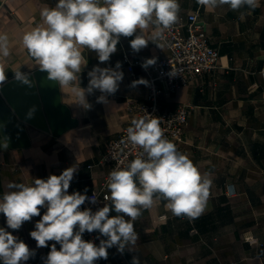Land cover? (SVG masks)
Instances as JSON below:
<instances>
[{
	"label": "crops",
	"instance_id": "1",
	"mask_svg": "<svg viewBox=\"0 0 264 264\" xmlns=\"http://www.w3.org/2000/svg\"><path fill=\"white\" fill-rule=\"evenodd\" d=\"M57 2L0 0V34L8 36L10 52L8 57L0 56V65L7 80L17 70L28 73L38 68L23 47L22 36L42 25L41 10L54 7ZM178 2L179 18L198 14L209 44L219 51V66L190 84L163 94L160 105L163 111L187 106L189 115L181 145L200 172L210 174L213 181L210 196L203 213L194 219L174 216L165 207V201L156 200L134 222L138 239L130 246L131 251L121 254L112 247L108 249V258L95 264H131L133 256L139 264H264V0H259V6L253 10L245 7L239 11L227 5L208 9L197 0ZM138 31L150 41L139 53L130 47L129 41L134 36H121L117 51L105 63H100L89 49L81 50L87 65L77 74L80 80L67 87L60 86L62 101L77 119V125L59 136L28 126L29 146L0 150V198L10 191L7 187L10 183L31 184L34 178L60 175L72 166L77 172L69 194L75 191L85 194L87 190V195L101 186L110 171L108 164L100 163L109 141L129 126L132 114L128 105L146 99L144 84L130 87L133 81L145 79L146 70L141 65L134 66L135 75L131 76L124 54L142 63L168 54L159 39L151 40L154 25ZM118 61L124 73L118 91L108 97L106 105L96 102L100 95L96 91L87 97L92 109H82L72 88L79 84L86 88L87 74L94 66L114 68ZM228 184L233 185L232 195L228 193ZM105 195H110L107 187ZM45 211L41 209V216ZM114 215L111 211L110 217ZM41 216L13 230L0 214V227L34 250V255L21 264H45L42 256L47 258L55 243L49 241L47 247L37 248L31 238L30 232L35 230ZM247 235L256 241H247ZM56 247L59 250L60 245Z\"/></svg>",
	"mask_w": 264,
	"mask_h": 264
},
{
	"label": "clouds",
	"instance_id": "2",
	"mask_svg": "<svg viewBox=\"0 0 264 264\" xmlns=\"http://www.w3.org/2000/svg\"><path fill=\"white\" fill-rule=\"evenodd\" d=\"M199 5L215 9L227 5L233 11L242 8L253 10L259 0H197ZM178 0H58L54 7L41 10L42 25L26 31L22 45L36 61L39 71L47 74V80L67 87L80 80V74L87 62L82 49L96 54L100 63L110 60L117 51L121 36L133 37L129 41L134 53H139L150 42L142 33L149 24L155 26L151 40L163 38V30L178 20ZM160 48L159 45H156ZM9 40L0 34V56L8 57ZM156 57L144 60L145 70L155 65ZM122 65L115 67L94 66L88 72V85L72 88L79 106L92 109L87 97L96 91L100 93L96 102L108 104V97L114 95L123 80ZM14 81L33 87L29 73L17 70ZM7 82L3 66L0 65V88ZM147 85L143 78L133 81L130 87ZM35 106L29 108L27 118H32ZM126 139L131 145L142 149L139 155L122 168L113 169L107 179L110 203L93 212L90 208L81 210L86 200L97 202L91 197L75 191L68 193L70 183L77 169L68 167L60 175H49L47 179L34 178L31 184L10 183L0 198V214L6 217L7 227L21 228L24 222L41 216L30 232L37 248L47 247L54 241L45 264H95L108 258V249L116 247L123 254L131 251L138 234L134 222L142 210L150 209L156 200L165 201V207L174 216L190 219L200 216L207 204L213 181L210 174L201 173L199 168L176 145L169 141L160 126V119L149 116L134 118L126 129ZM0 147L7 149L8 139ZM14 189V190H11ZM116 215L110 217V212ZM98 231L99 245L85 241V232ZM99 239V237H97ZM60 248L57 249L56 245ZM34 255L28 245L18 237L0 227V264H21ZM131 264H139L136 256Z\"/></svg>",
	"mask_w": 264,
	"mask_h": 264
},
{
	"label": "built area",
	"instance_id": "3",
	"mask_svg": "<svg viewBox=\"0 0 264 264\" xmlns=\"http://www.w3.org/2000/svg\"><path fill=\"white\" fill-rule=\"evenodd\" d=\"M159 41L168 49V54L157 57L156 64L146 69L144 79L148 82L145 85L147 89L146 99L144 102H131L128 105L127 109L132 114L129 126H131V121L134 118L149 115L150 118H158L165 137L176 145L178 151L184 153L181 142L189 115L187 106L180 105L173 111H163L160 105L161 96L167 92L175 91L179 86L190 84L203 73L212 72L218 68L219 51L209 44L204 24L198 19L196 12L190 13L186 17L180 16L178 22L163 30V38ZM124 58L131 68L130 75L134 76L132 67L142 65V61L140 59L132 60L128 54H124ZM262 74L264 75V70ZM129 126L124 128L117 138L109 141L100 163L108 164L110 171L105 176L101 186L94 188L87 194L88 197L94 194L97 202L92 204L86 200L81 205V210L90 208L95 212L103 207L108 202L104 200V197L106 196L105 190L109 173L113 169L126 166L142 151L127 141L126 129ZM232 187V184H228L229 195L233 194ZM161 218H165V215H162ZM191 231L194 233L196 229L192 228ZM82 238L99 245L103 236H100L98 231L92 233L86 231ZM245 239L250 242L256 241L254 237L249 235L245 236ZM42 260L46 261V257L42 256Z\"/></svg>",
	"mask_w": 264,
	"mask_h": 264
},
{
	"label": "water",
	"instance_id": "4",
	"mask_svg": "<svg viewBox=\"0 0 264 264\" xmlns=\"http://www.w3.org/2000/svg\"><path fill=\"white\" fill-rule=\"evenodd\" d=\"M28 73L33 87L22 85L13 77L0 88V144L7 138V148L29 146L28 126L59 136L78 123L62 101L60 85L47 80V74L39 68ZM33 106L36 110L29 119L26 113Z\"/></svg>",
	"mask_w": 264,
	"mask_h": 264
}]
</instances>
